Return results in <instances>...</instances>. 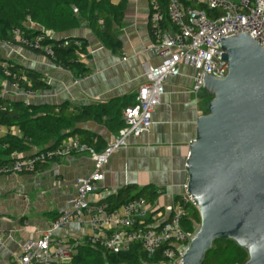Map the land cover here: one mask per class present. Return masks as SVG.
<instances>
[{"label": "crops", "instance_id": "0c3cea01", "mask_svg": "<svg viewBox=\"0 0 264 264\" xmlns=\"http://www.w3.org/2000/svg\"><path fill=\"white\" fill-rule=\"evenodd\" d=\"M97 1L111 4L105 16L118 46L105 43L97 27L87 21L74 30L54 34L57 39L78 38L87 42L88 54L80 58L88 70L86 78L76 82L77 78L58 70L43 53L0 41V62L36 72L47 84L46 89L28 97L24 89L14 88L3 77L0 96L18 102L28 98L36 106L67 103L76 108L106 105L114 100L135 102L140 86L146 82L144 65L157 67L161 62L148 51L154 41L149 28L151 0ZM27 28L45 29L32 22ZM194 75V69L181 66L180 75L167 80L161 104L153 113L150 132L130 140L109 159L103 181L88 197L91 204L103 203L127 187L135 188V195L153 188L157 197L149 205L146 225L156 228L170 218L176 203L187 195L186 161L197 136V121L208 108L206 91L199 95L192 92ZM75 130L95 136L102 148L118 135L108 120L80 122ZM9 134L22 136L18 127H0V139ZM54 144L51 141L43 148L32 147L6 160L29 156ZM93 171L94 162L89 154H73L41 165L34 174L0 176V264H13L26 240L40 239L55 218L71 209L77 196V180L88 178ZM101 220L104 223L103 216ZM91 234L89 216L84 215L81 223H69L55 237L85 244Z\"/></svg>", "mask_w": 264, "mask_h": 264}, {"label": "built area", "instance_id": "2783aa9c", "mask_svg": "<svg viewBox=\"0 0 264 264\" xmlns=\"http://www.w3.org/2000/svg\"><path fill=\"white\" fill-rule=\"evenodd\" d=\"M165 14L159 0H151L149 28L154 37L148 51L160 59L157 67L144 65L146 82L142 84L134 104L123 112L125 127L107 144L104 150L94 148L77 138H68L56 147L36 151L29 156H17L0 162V176L34 174L44 164L55 162L73 154H89L94 162V171L88 178L77 180V196L72 208L55 218L40 239L26 240L13 264H70L75 248L81 240L65 242L58 240L55 233L71 222L81 223L84 215L89 216L92 234L86 242L98 244L105 249L120 253L128 251L133 244H139L148 258L161 252L172 264H181L186 249L195 235L183 228L190 208H196L192 197L187 193L173 208L170 218L158 227H149L145 221L149 205L143 198L133 199L119 210L107 212V204H91L88 197L98 190L105 176L109 159L125 148L129 141L149 133L153 125V113L161 104L165 85L169 78L181 73V66L195 70L192 92L196 95L205 91V75L223 78L228 75L229 63L223 58L221 41L243 33L249 34L264 50V0H167ZM196 4L220 15L210 18L206 10L185 6ZM103 26V20H99ZM166 24L170 26L167 29ZM11 45L38 51L53 61L58 70L69 72L77 78L68 65L60 61L56 49L81 47L77 38L57 39L45 29L36 36H25L15 29ZM11 65L1 62L4 76L10 78L12 86L22 89L24 75L11 71ZM84 75L76 79H84ZM28 97L35 91H26ZM30 105L29 99L23 100ZM187 187V186H186ZM197 209V208H196ZM104 217V223L101 217ZM107 224V228L103 225ZM2 234L0 233V240ZM67 261V263H65Z\"/></svg>", "mask_w": 264, "mask_h": 264}, {"label": "water", "instance_id": "95a60500", "mask_svg": "<svg viewBox=\"0 0 264 264\" xmlns=\"http://www.w3.org/2000/svg\"><path fill=\"white\" fill-rule=\"evenodd\" d=\"M228 75H205L212 95L186 161L200 226L181 264H202L216 240L264 264V50L249 34L221 41Z\"/></svg>", "mask_w": 264, "mask_h": 264}, {"label": "trees", "instance_id": "16d2710c", "mask_svg": "<svg viewBox=\"0 0 264 264\" xmlns=\"http://www.w3.org/2000/svg\"><path fill=\"white\" fill-rule=\"evenodd\" d=\"M159 1L166 14L167 0ZM185 6L206 10L210 18L220 15L219 12L208 10L201 5L185 3ZM110 9L109 2L106 4L97 0H0V41L10 42L15 29L21 30L25 36H36L39 31L27 28L29 22L45 28L50 34H59L79 28L82 22L87 21L97 27L98 34L105 43L116 47L118 43L105 16ZM99 20H103V26L99 24ZM166 26L167 29L170 28L168 24ZM79 40L82 43L80 48L71 46L56 49L58 59L68 65L77 78L88 75V70L80 61L82 55L88 54V45L85 40ZM9 65L12 66V72L25 76L26 81L21 82L22 89L38 92L47 88V84L38 73L11 63ZM3 77L10 79L4 76L0 68V92L3 89L1 83ZM134 103L114 100L106 105L81 108L71 107L67 103L59 106L31 104L26 106L23 102L10 101L0 96V127L8 129L18 127L22 133V136L9 134L0 139V162L15 154L26 153L32 147L43 148L51 141H55L52 148L56 147L70 137L77 138L100 152L107 145L102 148L95 142V136L80 130L73 131L76 124L88 120L100 122L108 120L111 127L116 128L119 133L125 127L123 112ZM135 191V188L127 187L117 196L108 198L105 201L108 206L107 212L119 210L133 199L143 198L150 205L157 197V192L153 188H147L136 195ZM199 226V213L192 207L189 216L183 222V228L195 235ZM248 258L247 252L234 241L220 239L216 240L212 249L206 253L202 264H246ZM167 261L169 260L161 252L148 258L139 244L131 245L128 251L114 253L101 245L86 242L75 248L71 264H162Z\"/></svg>", "mask_w": 264, "mask_h": 264}, {"label": "rangeland", "instance_id": "374dc122", "mask_svg": "<svg viewBox=\"0 0 264 264\" xmlns=\"http://www.w3.org/2000/svg\"><path fill=\"white\" fill-rule=\"evenodd\" d=\"M207 94V101H208V103H209V101L212 99V95H209L208 93H206ZM207 103V104H208ZM148 264V263H147ZM162 264H172L170 261H167V262H164V263H162Z\"/></svg>", "mask_w": 264, "mask_h": 264}]
</instances>
